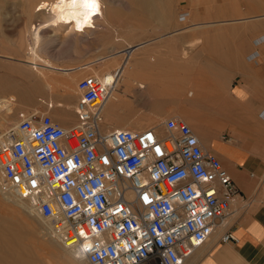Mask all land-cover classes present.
Masks as SVG:
<instances>
[{"label": "built area", "instance_id": "obj_1", "mask_svg": "<svg viewBox=\"0 0 264 264\" xmlns=\"http://www.w3.org/2000/svg\"><path fill=\"white\" fill-rule=\"evenodd\" d=\"M106 77L76 81L72 124L35 110L1 133L0 185L88 264H183L224 224L238 189L180 118L160 131L104 130ZM234 240L230 231L220 236Z\"/></svg>", "mask_w": 264, "mask_h": 264}, {"label": "crops", "instance_id": "obj_2", "mask_svg": "<svg viewBox=\"0 0 264 264\" xmlns=\"http://www.w3.org/2000/svg\"><path fill=\"white\" fill-rule=\"evenodd\" d=\"M261 1L260 4L258 0H246L243 9L251 18L245 21H234L227 28L220 23L212 24L217 27L200 34L202 41L199 39L194 48L186 49L185 53L189 54L186 57L184 47L189 36L184 34V19L176 20L181 28L162 35L166 37L163 42L157 41L161 37L158 36L145 46L147 52L143 58L153 55L154 65H142V61L138 66V72L148 76H170L166 87L177 88L162 92L161 86H155L152 92L157 96L153 104L180 106L182 115L194 126L201 147L217 155L238 189V197L231 202L223 227L194 249L184 264H264V16H253L264 13V0ZM218 7L208 15L219 14ZM194 15H199L198 10ZM4 51V55L0 53V94L13 90L14 82H19L21 110L33 109L39 100L49 108L61 107L55 114L59 116L53 120L61 126L69 123L73 118L69 112L72 96L67 95L65 103L53 104L51 96L44 98L37 86L35 101L31 90H26L24 85L30 83L35 87L38 82L40 87L42 81L29 68L22 71L24 77L12 78L14 60L5 55L9 50ZM169 57L174 58L172 64L162 63V58ZM190 59H196L197 63L189 65ZM58 73L64 77L57 81L71 82L68 72ZM45 87L53 89L52 85ZM187 89H191L188 95ZM18 113L26 116L21 111ZM227 231L234 235V241H220L221 234Z\"/></svg>", "mask_w": 264, "mask_h": 264}, {"label": "rangeland", "instance_id": "obj_3", "mask_svg": "<svg viewBox=\"0 0 264 264\" xmlns=\"http://www.w3.org/2000/svg\"><path fill=\"white\" fill-rule=\"evenodd\" d=\"M31 1L36 3L39 0ZM96 1L100 5L109 9L111 17L115 16V18L113 17L114 20H112L110 24H104V27L101 28L96 25V22H93L84 27V30L87 31H75L74 29L70 30L65 26L58 28L49 26L42 29L38 33L40 36L39 44L35 49L36 54L40 58L48 59L56 68L68 69L67 72L69 73L67 75L71 79L72 83H62L57 81L58 78L61 79L64 77L58 73L62 72V70L47 69L37 71L31 67V65L26 63V58L29 56V51H31L35 40V33L31 28V25L42 21V19L38 18L32 8L30 9L26 3H23V0H0V53L4 55V50L7 49V51H9L5 55L14 60L12 66L14 70L12 71V78L17 79V76L18 78H22V71L28 68L31 70V68H33L36 78L41 80L42 83L40 84V87L38 82L34 84L35 87H32V84L30 83L28 85L26 84V86L24 85V87L26 90H31L35 101L37 99V86L41 89V95L44 98L47 97V95L51 96L53 104L58 102L65 103L68 101L67 95H70V97L72 96L70 101L71 108L69 112L73 114V118L66 125L62 124L63 126H68L75 120L72 106L75 105L77 100V91L75 87L76 81L88 74H102L104 71L115 70L121 61V55H114L116 50L127 47L128 45L144 43L142 49L144 50L145 55L147 52V48L145 46L156 40L155 37L161 36L157 41L163 42L166 37L162 35L170 30L181 28L180 25L176 24L180 23L178 21L176 22L178 19H184V34L189 36L186 43L187 45L189 41L192 40L201 39L202 41L203 38L200 34L206 33V31H210V29L212 30L214 27H217V25L212 26V24L220 23L222 27L227 28L229 24H232L234 21H245V19L251 18V15H248L245 9H243L246 0H233L234 4L238 7V13L235 15L231 14V8L228 5L230 4V0H158L157 5L161 9V15L151 11L148 12V10L142 12L136 4L134 5L132 0ZM206 1L211 2L205 4L204 2ZM261 2V0H258V3L261 4ZM220 5L223 8L218 7ZM216 6L218 7L219 14L212 12L208 15V13L214 11L213 8ZM197 10L199 15L196 16L194 14ZM253 16L263 17L264 13H259ZM203 22L208 25L203 26ZM195 23L201 24L197 25ZM92 27H95L94 30L89 31L88 29H91ZM198 35H200L199 38L197 37ZM194 46H186V48L188 50L189 48H194ZM186 55H189L188 51L186 52ZM53 57L56 59H65L66 61L57 62L53 59ZM184 57H186L185 51ZM173 60L174 58L172 57L162 58V63L165 62L167 64H172ZM200 60L202 62L204 61L201 58ZM37 61H39V59H37ZM153 61V55H148L146 58L142 57L141 59L142 65H154ZM196 63V59L189 60V65H195ZM106 64L108 65L106 66ZM146 74L147 73H139L137 65H134L132 69L127 68L125 70L122 86H119L117 92L118 95L124 92V95L122 96H125V98L123 104L119 106L118 113L124 112L126 109L131 107L132 109L130 108L127 112L125 111L124 115L135 116L143 114L144 117L155 118V121L152 124H150V122L148 124L147 122V125L138 129L151 127L153 125L161 126V124L166 120H169V118H180L189 124V120L184 117L179 110L180 106L171 107L173 114L177 112L178 115L173 116L171 113H166L167 110L164 113L162 112V114H158V106L153 104L156 101L157 95L152 92L151 89L147 90V88L161 86L162 89H160V91H162L164 89H174L177 87H166V84L169 83L168 79L170 76L152 74L149 75L151 79H148L149 76ZM138 82L145 83L146 85V89L142 92L138 91L136 88ZM17 85L20 84L15 81L13 90L10 88L7 91H4V94H0V100L3 99L2 102L4 105V108L0 109V121H3L5 118H10L11 116H16L18 119H21L24 115L21 116V114L18 113L20 111L26 115L35 110L47 111L52 119L59 116H55V114L61 107L49 108L44 103L40 104L39 100L34 107L36 108L35 110L34 108L21 110V90L17 87ZM45 85L47 87H51L52 85L53 89L48 90ZM189 90L191 89L186 90V95H188L187 92H189ZM170 114L171 116H169ZM0 203V212H2L0 213V216H8L12 214L15 215L17 220L21 218L19 214H21L24 218L26 216L30 219L29 222L32 226H34L30 238L34 239L36 243L46 248V250L47 248L49 249L47 250L45 256H43L41 252L40 255L31 254L32 259L36 262V264H78L76 261L69 259L70 257L51 239V237L44 235L46 230L42 228V225L39 224V222L32 217L29 212L23 211L24 208H19L17 205L14 206L12 203H8V205L7 202L2 201L1 199ZM22 204H26L25 206H27V204L30 205V203H28L25 199L22 200ZM25 242L27 243V240H25Z\"/></svg>", "mask_w": 264, "mask_h": 264}, {"label": "bare ground", "instance_id": "obj_4", "mask_svg": "<svg viewBox=\"0 0 264 264\" xmlns=\"http://www.w3.org/2000/svg\"><path fill=\"white\" fill-rule=\"evenodd\" d=\"M132 1L134 2V5L136 4L142 12L148 10V12L151 11L161 15V11H160L161 9L157 5L158 0H132ZM23 3H26V5H28L30 9L32 8V10L36 13L35 15L38 18L42 19V21L36 22L35 24L31 25V28L34 30L35 33V40L31 48V51H29L30 52L29 56L27 55L28 57L26 58V63L31 65V67H33L37 71L47 70V69H51V70L57 69V70H62L63 72H67L68 70L65 68L64 69L56 68L55 66H53L52 62H50L48 59L40 58L36 54L35 49L39 44V36H40L38 33L42 29H45L49 26L53 28L65 26L68 27L70 30L74 29L75 31H87L84 30L85 29L84 27L90 25L93 22H96V25L102 28L104 27V24H110V22L114 20L113 17L115 18V16L111 17V14L107 7L100 5L96 0L94 7L86 6L84 0H39L36 3L31 0H23ZM228 5L231 8L232 15L238 13V7L234 4L233 0H230V4ZM94 28L95 27H92L91 29L89 28L88 30L91 31L94 30ZM198 41L199 40L189 41V43L186 46L187 47L194 46L195 44H197L196 42ZM143 45L144 43H138L134 45H128L127 47L116 50L114 52V55H121V61L119 63V66L112 71H104L102 74L101 73L93 74L101 77L107 76L105 78L107 82H109L110 79H112L113 81L111 95L109 96L108 99H106L102 103L100 107V112L102 115L101 125L104 130H109V129L137 130L138 128L147 125V122L148 124L149 122L150 124H152L155 121V118L144 117L143 114H139L135 116L124 115V112L125 111L127 112L131 107L126 109L124 112L118 113L119 106L123 104L125 98V96H122L124 95L123 94L124 92L122 94H119L121 97L117 93L119 86H122V81L124 80V72L127 68L132 69L134 65L137 66L140 65L141 59L144 55V50L142 49ZM186 49L187 48L185 47V50ZM37 59H39V61H37ZM107 65L108 64H106V66ZM33 68H31L32 71ZM22 74L24 73L22 72ZM136 88L138 91L142 92L144 89H146V85L145 83L138 82ZM148 89H151V91H155L154 87L147 88V90ZM2 101L3 99L0 100V109L4 108ZM157 106H158V110H157L158 114L160 113L162 114V112L164 113L167 110L166 113L167 112L171 113L173 116L178 115L177 112L173 114V110H171V107H165L164 105H157ZM171 114L169 116H171ZM18 121L19 119L16 116H11L10 118H5L3 119V121H0V136L1 133L5 132L7 129L15 127ZM188 125L191 127L190 124ZM151 127H158L156 128V130L160 131L159 125H153ZM191 129L193 130L192 127ZM3 140L5 139L0 137V142H2ZM0 162H1V157H0ZM2 177H3V171L0 168V184ZM0 199L4 202H7V204L12 203L14 204V206L17 205L19 208L22 207V209L23 208L26 209V210L23 209V211L29 212L31 216L34 217L39 222V224L42 225V228L46 230L44 235H48L49 237H51V239L55 243H57L70 257L69 259L76 261L78 264H87V261L83 257H81V255L76 250L67 249L55 237V235L51 233L50 223L46 221L44 218L40 217L36 212V210L31 206V204L30 205L27 204V206H25L26 204L25 205L22 204V200L24 199L18 198L16 197L15 194L11 193L10 191L2 189L1 185H0ZM19 215L21 218L18 219L21 220L22 223L21 221L17 220L15 215L12 214L8 216H2V215L0 216V264H36V262L33 261L31 254L33 253L34 255L35 254L40 255L42 253L43 256H45L47 250H49L48 248L46 250V248L36 243L34 239L30 238L34 226H32V224L29 222L30 219H28L26 216L24 218L23 216H21V214ZM221 227L223 226L221 225L217 226L216 229L211 233V235L217 229L220 230ZM25 240H27V243L25 242Z\"/></svg>", "mask_w": 264, "mask_h": 264}, {"label": "snow or ice", "instance_id": "obj_5", "mask_svg": "<svg viewBox=\"0 0 264 264\" xmlns=\"http://www.w3.org/2000/svg\"><path fill=\"white\" fill-rule=\"evenodd\" d=\"M84 2L86 6L94 7L95 0H84ZM157 151H159V149H157Z\"/></svg>", "mask_w": 264, "mask_h": 264}]
</instances>
